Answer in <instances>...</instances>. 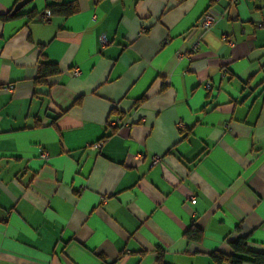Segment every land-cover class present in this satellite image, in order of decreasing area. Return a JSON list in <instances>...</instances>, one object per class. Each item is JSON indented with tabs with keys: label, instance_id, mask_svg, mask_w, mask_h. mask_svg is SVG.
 I'll return each mask as SVG.
<instances>
[{
	"label": "crops",
	"instance_id": "obj_1",
	"mask_svg": "<svg viewBox=\"0 0 264 264\" xmlns=\"http://www.w3.org/2000/svg\"><path fill=\"white\" fill-rule=\"evenodd\" d=\"M55 3L77 11L39 21ZM41 53L59 73L35 87ZM240 238L264 253V0H34L0 20V264H213Z\"/></svg>",
	"mask_w": 264,
	"mask_h": 264
},
{
	"label": "trees",
	"instance_id": "obj_2",
	"mask_svg": "<svg viewBox=\"0 0 264 264\" xmlns=\"http://www.w3.org/2000/svg\"><path fill=\"white\" fill-rule=\"evenodd\" d=\"M19 1L20 0H17L15 5ZM46 10H48L51 13V16L59 15L63 17L71 16L77 11L75 6L69 4H57V3L47 6ZM17 14L18 12L12 13L11 10L8 14L1 15L0 20L1 21L9 20L15 17ZM28 17L33 18L34 16L28 14ZM36 66H37L36 77L33 81L35 87L47 85V79L59 73V69L57 65L54 63L46 62V59L42 53L39 55ZM183 237L189 243H199L202 240L203 233L199 228L192 225L189 227V229H187ZM231 250H232V254L230 255H225L220 252H214L211 255L213 264H243V263L264 264V253L251 251L247 246L246 238H240L235 243H232ZM156 253H157V264H163L161 261V251L158 249Z\"/></svg>",
	"mask_w": 264,
	"mask_h": 264
},
{
	"label": "built area",
	"instance_id": "obj_3",
	"mask_svg": "<svg viewBox=\"0 0 264 264\" xmlns=\"http://www.w3.org/2000/svg\"><path fill=\"white\" fill-rule=\"evenodd\" d=\"M50 17H51V13L48 10H45L39 16V21L47 22L50 19ZM219 18H220V15L214 9H208L199 18L195 29L199 30L201 32L209 31L213 28V26L216 24V22L218 21ZM99 40H100V43L102 45L106 44V40H105V37L103 35L100 36ZM222 40L224 42H226L229 46H231V47L233 46L232 42L227 41V38L225 36H223ZM197 46H198V42H195L192 45L191 49L195 50V48H197ZM70 73L73 77H78L80 75L79 70L77 68H73ZM205 88L207 90L209 89L208 84H206ZM178 127H180V126L178 125ZM100 145H101V142L94 143L91 145V149L98 150ZM38 154H39V159L42 160L43 162H46L48 160V154L45 151L39 149ZM158 161H159L158 157L153 158L152 164H156ZM195 202H196L195 198L192 197L190 199V203L195 204Z\"/></svg>",
	"mask_w": 264,
	"mask_h": 264
},
{
	"label": "water",
	"instance_id": "obj_4",
	"mask_svg": "<svg viewBox=\"0 0 264 264\" xmlns=\"http://www.w3.org/2000/svg\"><path fill=\"white\" fill-rule=\"evenodd\" d=\"M34 0H20L12 9V13L21 11L25 6L30 4Z\"/></svg>",
	"mask_w": 264,
	"mask_h": 264
}]
</instances>
